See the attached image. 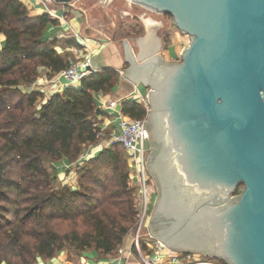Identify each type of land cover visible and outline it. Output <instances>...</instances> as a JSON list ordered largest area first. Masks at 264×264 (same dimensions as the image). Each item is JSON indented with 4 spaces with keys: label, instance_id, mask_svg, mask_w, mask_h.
<instances>
[{
    "label": "water",
    "instance_id": "obj_1",
    "mask_svg": "<svg viewBox=\"0 0 264 264\" xmlns=\"http://www.w3.org/2000/svg\"><path fill=\"white\" fill-rule=\"evenodd\" d=\"M126 1L189 39L174 63L125 46L127 80L148 90L149 235L173 253L264 264V0Z\"/></svg>",
    "mask_w": 264,
    "mask_h": 264
},
{
    "label": "trees",
    "instance_id": "obj_2",
    "mask_svg": "<svg viewBox=\"0 0 264 264\" xmlns=\"http://www.w3.org/2000/svg\"><path fill=\"white\" fill-rule=\"evenodd\" d=\"M48 25L56 27L58 21L31 15L19 0H0V264H35L66 250L115 256L136 221L135 189L122 145L84 157L100 141L94 94H111L118 73L98 70L79 88L66 87L47 99L25 91L40 68L53 78L74 59L68 51H56L57 39L46 38ZM133 25L120 30L126 37L141 35L142 27ZM162 41L169 45L167 31ZM65 45L79 47L73 39ZM120 110L133 120L147 116L145 105L135 101L121 102ZM62 160L76 165L78 190L54 185V164ZM140 248L149 253L142 242Z\"/></svg>",
    "mask_w": 264,
    "mask_h": 264
},
{
    "label": "crops",
    "instance_id": "obj_3",
    "mask_svg": "<svg viewBox=\"0 0 264 264\" xmlns=\"http://www.w3.org/2000/svg\"><path fill=\"white\" fill-rule=\"evenodd\" d=\"M19 1L30 9L31 15L40 16L43 14L41 10L33 9L27 6L26 0ZM76 2L78 3V1H75L73 4L75 5ZM126 2H128L129 5L132 4L137 8H142L129 1ZM126 10L129 13L131 12L130 7ZM142 10L143 11L137 15H129V19L126 23L122 24V27L124 26L123 29H125L127 25L134 24L133 27L140 25L142 27L143 33L138 36H125L118 41L103 38L93 39L87 35H84V30L82 29L83 22L80 17L81 14L76 11H73L70 17H68L67 13L64 14L63 12H57V15L60 17L58 18L59 25L56 27L48 25L46 29V38L57 39L59 41V46L56 48L58 53L68 51L73 55L74 59L90 56L93 68L97 70L108 68L113 69L118 73V83L111 94H94V101L97 105V108L100 110V114H98V125L101 127L103 132H107L109 129L111 130L109 137L114 131V127L117 122L118 111L121 113L120 105H118L117 109H112L108 106L109 102H122L128 100L142 103L144 98L146 100L148 91L142 85H136L127 80L126 71L128 69V63L125 46H127L129 52L136 60L138 58H144V56L147 54H158L163 59V61L167 63L178 62L180 52L184 48L180 44V36L176 33L170 32L169 30V26H172V23L168 24L166 27V30L169 34V45L167 47L163 45L162 39L155 38L154 35L151 37V39H146L149 31L152 30V28H155L157 25L155 23L152 24L150 18H147V9L142 8ZM134 20L136 21L134 22ZM66 39L75 40L79 45V48L66 46ZM3 41L4 37L0 36V49ZM39 71H41L40 76L37 78L36 82L25 91L42 93L44 95V99H47L53 94H61L62 90L66 87H72L76 89L80 87L79 83L67 85L64 80L59 78L58 75L54 76L53 78H47L44 74V70L40 68ZM119 72H121L122 75ZM66 165L68 166L64 160L54 164L58 177L62 174L61 169ZM128 236L121 246L123 249V254L121 255H118L117 253L115 256L111 257H100L93 250L86 251L81 254H76L72 251L66 250L60 252L56 257L50 260L44 261L38 258L35 264H62L66 262L70 264H141L137 254L131 249V236L130 238ZM161 262L162 264H166L167 258L164 257Z\"/></svg>",
    "mask_w": 264,
    "mask_h": 264
},
{
    "label": "built area",
    "instance_id": "obj_4",
    "mask_svg": "<svg viewBox=\"0 0 264 264\" xmlns=\"http://www.w3.org/2000/svg\"><path fill=\"white\" fill-rule=\"evenodd\" d=\"M78 1V0H77ZM114 0H103L101 5L109 6ZM100 2V1H99ZM27 6L41 10L43 14L54 15L51 6L53 0H26ZM86 52V51H85ZM98 70L92 67L90 56H84L70 60L66 69L61 71L59 78L64 80L67 85L78 84L80 81L96 73ZM121 75L122 73L119 72ZM123 102V101H122ZM142 103L145 105L147 113L148 107L145 98ZM121 102H109L108 106L117 109ZM147 117V116H146ZM146 118L142 120H133L123 116L119 111L114 131L110 136V140L104 144H97L89 148V151L100 152L107 149L111 144L119 143L122 145L127 155L128 170L131 175L130 186L135 189V200L137 207L136 221L134 229L131 232V249L135 250L141 264H162L161 260L167 258L166 264H216L210 259L203 258L196 260L194 254H177L167 250L160 242L153 238V244L147 246V252H143L140 248L141 238H152L149 233H145L149 224V214L155 199V192L152 190V178L146 168L147 156L150 153V146L146 133ZM100 133L101 135V127ZM88 153V151H87ZM86 153V154H87ZM85 154V155H86ZM85 157V156H84ZM155 187V186H154ZM118 255L123 254L120 247L117 251ZM151 255V256H150ZM70 264V263H62Z\"/></svg>",
    "mask_w": 264,
    "mask_h": 264
},
{
    "label": "rangeland",
    "instance_id": "obj_5",
    "mask_svg": "<svg viewBox=\"0 0 264 264\" xmlns=\"http://www.w3.org/2000/svg\"><path fill=\"white\" fill-rule=\"evenodd\" d=\"M101 1L103 0H78V3L76 2L75 5L73 4V2L67 5L53 4L51 6L52 8L51 10L55 14L54 15L47 14V15H49L51 19L58 21V18L60 17L57 15V12L58 13L63 12L64 14L67 13L68 17H70L71 13L73 11H76L81 14L80 17L83 22L82 29L84 30L83 32L84 35H87L93 39L103 38V39H112V40L118 41L121 38L126 36L125 35L126 32L120 30V26L123 23L127 22V20L129 19V15H132V16L137 15L138 13H141L143 10L142 8H137L133 6L132 4H131L132 6L129 5V3L124 0H114L113 2L110 3L109 6H106V7L105 5H101ZM129 7L131 9L130 13L126 10ZM146 13H147V18H150L152 24L155 23L157 25L155 26L156 30L155 28H152L153 31L152 30L149 31L146 39H151L153 35L155 36V38L163 39L164 32L167 31L166 27L168 26V24L171 23V19L166 15L156 14L149 10H147ZM58 25H59V21H58ZM169 30L170 32L176 33L180 36V44L182 47H186L188 45L189 43L188 37L180 33L176 27H174L173 25L169 26ZM110 133H111L110 129L107 132H103V130L101 129L100 141L98 144H101V143L104 144L105 141H108L110 139L109 137ZM89 148L90 147H88L85 152L86 154L88 151V153L85 155L86 161L91 159V157L95 156V154H97L91 150L89 151ZM61 173H59L61 174L59 177L57 175V179L54 185L61 186V187L66 186L71 189L78 190L79 186L77 182L76 165L73 164V165L64 166L61 169ZM151 186H152V190H154L155 192V198H156V187H154L155 186L154 181H153V184H151ZM153 204L151 207V211L153 209ZM150 216H151V212L149 214V219H150ZM149 227L150 226L148 224V228L145 231V233H150L151 230ZM128 237L130 238V236ZM141 242L145 244L146 246H149L153 244V238L148 239V238L142 237ZM194 257L196 260H202L203 258H205V257L202 258L201 256H198V255H194ZM207 259L214 260L212 258H207Z\"/></svg>",
    "mask_w": 264,
    "mask_h": 264
},
{
    "label": "bare ground",
    "instance_id": "obj_6",
    "mask_svg": "<svg viewBox=\"0 0 264 264\" xmlns=\"http://www.w3.org/2000/svg\"><path fill=\"white\" fill-rule=\"evenodd\" d=\"M148 26V25H147Z\"/></svg>",
    "mask_w": 264,
    "mask_h": 264
}]
</instances>
